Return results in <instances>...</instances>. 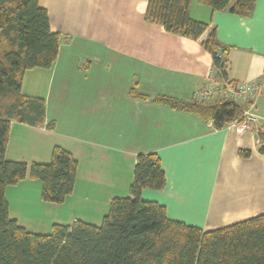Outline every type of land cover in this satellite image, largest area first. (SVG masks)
Listing matches in <instances>:
<instances>
[{"label":"crops","instance_id":"crops-1","mask_svg":"<svg viewBox=\"0 0 264 264\" xmlns=\"http://www.w3.org/2000/svg\"><path fill=\"white\" fill-rule=\"evenodd\" d=\"M147 2L38 0L60 36L58 53L50 69L24 74L21 93L44 101L53 128L11 123L5 159L48 164L59 147L77 169L62 204L42 202V184L28 176L6 188L9 218L28 233L49 235L53 225L76 221L99 227L110 201L128 196L141 154L158 156L166 180L141 198L163 206L169 220L209 232L264 215V90L253 102L258 122L244 134L162 101L188 104L206 84L214 65L202 42L212 28L228 47V81L264 76V0L248 18L192 0L190 17L209 23L197 41L145 21Z\"/></svg>","mask_w":264,"mask_h":264},{"label":"trees","instance_id":"trees-1","mask_svg":"<svg viewBox=\"0 0 264 264\" xmlns=\"http://www.w3.org/2000/svg\"><path fill=\"white\" fill-rule=\"evenodd\" d=\"M256 0H197L212 13L228 10L250 17ZM192 0H148L144 19L172 34L197 41L209 23L189 15ZM60 36L50 31L47 12L38 0H0V264H264V215L204 232L169 220L165 208L141 198L143 190L160 191L166 180L156 154L138 155L126 198H114L101 225L80 221L71 226L53 225L49 235L28 233L9 218L4 193L27 176L42 184L41 200L62 204L72 193L77 162L70 153L54 147L48 164L28 167L5 159L11 123L34 128L45 125L41 98L21 93L24 74L50 69ZM213 61L214 78H227L228 47L220 44L214 28L202 42ZM172 108L211 121L217 130L237 121L252 105L224 99L188 104L162 100ZM259 153L264 155V134ZM248 158L249 151H239Z\"/></svg>","mask_w":264,"mask_h":264},{"label":"built area","instance_id":"built-area-1","mask_svg":"<svg viewBox=\"0 0 264 264\" xmlns=\"http://www.w3.org/2000/svg\"><path fill=\"white\" fill-rule=\"evenodd\" d=\"M264 90V76L250 82L229 84V82H220L214 78L212 72L206 84L195 91L191 100L199 103H210L217 99H224L238 104L252 105L247 107L241 117L227 128L233 129L238 134L251 132L258 122V117L254 113L253 102L261 91Z\"/></svg>","mask_w":264,"mask_h":264},{"label":"rangeland","instance_id":"rangeland-1","mask_svg":"<svg viewBox=\"0 0 264 264\" xmlns=\"http://www.w3.org/2000/svg\"><path fill=\"white\" fill-rule=\"evenodd\" d=\"M193 5H195V6L197 7V4H196L195 0H194V2H193Z\"/></svg>","mask_w":264,"mask_h":264}]
</instances>
